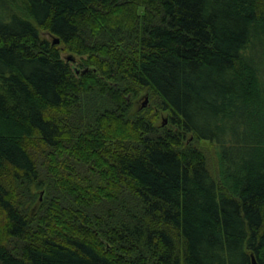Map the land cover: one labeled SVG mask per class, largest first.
Masks as SVG:
<instances>
[{
	"label": "trees",
	"instance_id": "1",
	"mask_svg": "<svg viewBox=\"0 0 264 264\" xmlns=\"http://www.w3.org/2000/svg\"><path fill=\"white\" fill-rule=\"evenodd\" d=\"M254 259L264 0H0V264Z\"/></svg>",
	"mask_w": 264,
	"mask_h": 264
},
{
	"label": "rangeland",
	"instance_id": "2",
	"mask_svg": "<svg viewBox=\"0 0 264 264\" xmlns=\"http://www.w3.org/2000/svg\"><path fill=\"white\" fill-rule=\"evenodd\" d=\"M44 37L48 38L50 41H52V38L48 35H44ZM62 57L67 60L66 58H73L75 60L73 61H70V59L68 61H70L71 63V66L73 68V70L75 71L76 73V70H77V73L79 74L80 72L84 71V69L81 67V58L82 56H79L77 54H71L70 52H66V51H63L62 52ZM76 73V75L78 76V74ZM146 103V106L143 107V104L145 105ZM152 103H150V99H149V96H146V93L141 95L135 102L134 106H133V109L131 111V115H135V114H139L141 112H143L144 109L148 108V107H152L151 105ZM154 110V108H153ZM156 110V108H155ZM154 110V111H155ZM157 111V110H156ZM155 111V112H156ZM169 125V118H168V113H163V114H160V117H159V123H158V126H161V127H166ZM188 139H189V142L193 140V138L191 137V135H188ZM41 190H38L37 191V194L40 195L39 199L41 201V203L43 202V199L45 198V194H42L41 195ZM37 206H40V203L37 202L36 203V207Z\"/></svg>",
	"mask_w": 264,
	"mask_h": 264
},
{
	"label": "water",
	"instance_id": "3",
	"mask_svg": "<svg viewBox=\"0 0 264 264\" xmlns=\"http://www.w3.org/2000/svg\"><path fill=\"white\" fill-rule=\"evenodd\" d=\"M53 43H54V44H59V43H60V39H58V38L55 39ZM69 59H70V60H74V58H71V57H70ZM69 59H68V60H69ZM145 106H146V103H145ZM254 263L257 264L256 261H255V259H254Z\"/></svg>",
	"mask_w": 264,
	"mask_h": 264
}]
</instances>
